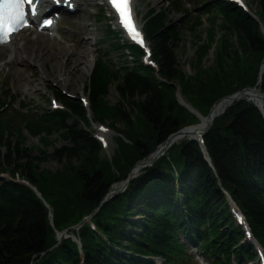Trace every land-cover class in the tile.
Returning a JSON list of instances; mask_svg holds the SVG:
<instances>
[{
  "label": "trees",
  "instance_id": "16d2710c",
  "mask_svg": "<svg viewBox=\"0 0 264 264\" xmlns=\"http://www.w3.org/2000/svg\"><path fill=\"white\" fill-rule=\"evenodd\" d=\"M251 1L257 19L234 2L205 0L203 38L199 17L175 27L165 11H147L144 33L157 68L144 65L143 52L122 44L108 27L114 41L107 46L120 63L95 60L85 84L89 112L53 89L62 109L38 116L21 104L10 107L9 117L5 107L14 98L0 89V264H186L191 257L184 238L208 264L254 261V246L234 220L229 199L264 251V115L250 101L236 100L214 118L202 137L209 160L196 140L184 138L103 202L168 137L199 123L178 103L176 86L203 117L242 89L264 93V0ZM170 5L178 11L177 0ZM183 31L201 40L191 75L177 60ZM218 32L213 61L203 67ZM111 87L115 103L108 100ZM93 123L116 133L110 155L93 135ZM22 128L39 145L24 147ZM58 141L65 144L46 152ZM48 160L61 167H40ZM64 231L69 237L59 242Z\"/></svg>",
  "mask_w": 264,
  "mask_h": 264
},
{
  "label": "rangeland",
  "instance_id": "374dc122",
  "mask_svg": "<svg viewBox=\"0 0 264 264\" xmlns=\"http://www.w3.org/2000/svg\"><path fill=\"white\" fill-rule=\"evenodd\" d=\"M104 1L105 0H89L88 4L85 5L81 0H77L75 2V11H62L64 12V14L60 15V19L57 21L58 24L53 31L54 37L52 38L46 35L52 34V32H36L34 29L26 30L18 34L13 39L10 45L6 47H0V89H2V91L9 90L10 94L14 98L12 100L13 102L10 104L11 106L5 107L6 114L9 117L14 115V111L11 110L10 107L15 110H19L21 104L31 110L34 115L38 116L43 114L44 110H53L54 108H57V105L60 104V102L56 103L57 105L55 104V97L52 92L53 89L60 91L65 96H69L74 100H79V98L81 97H87L85 94V84L87 83L88 78L91 74L95 60L99 57L105 60H111L116 66L119 65L120 60L117 56L118 52H116L115 50H110L108 48L109 44L114 41V38L108 39V27H110L112 31L116 32V34H118L122 44H125L127 42L122 33L118 30L117 25L112 17L111 11L106 5H104L106 3H104ZM171 1L172 0H133V12L136 18L137 25L142 29L145 22V15L150 9L156 11H165L168 21H170V24L175 27L183 26L184 22L188 19L193 20L196 17H199V22L201 23V25L198 30L202 32L201 35L203 34V38L205 36L204 31L208 27L206 15H203V10L201 9L203 7L201 4H203L205 0H177L178 11L174 10L171 7ZM240 1L244 6L248 8L251 14L253 13L252 10L256 9V4L251 0ZM181 35L182 38L177 48L178 65L183 72L191 75L194 72L192 66H194L193 62L196 44H200L201 40L196 41L195 37L188 31H183ZM219 35L220 32L216 33L214 45L202 60L203 67H208L211 65L214 56V46ZM41 36L45 37L47 40H44V42L41 41ZM82 40H86L89 45L87 47L84 46L83 48L85 60L81 62L80 65V68L82 69L81 73L77 71L75 72L73 68H71L72 63L67 60V54L71 49H80L79 46L82 45ZM146 45L148 47L150 46L149 48H151L149 40H146ZM40 46L45 49H52L53 53H58V50L65 49L58 59V63L54 65L52 64L53 61L50 60L45 64V67L41 66V75H43V73H45L46 71L48 72V76L44 74L45 76L43 78H40L30 70V67H27L23 73L18 74L17 69H20L22 67H19V65H16V67L14 63L11 64L8 62L12 47L20 49L21 47H32L33 49H35L36 47ZM63 46L65 48H63ZM108 53L109 55L107 56L106 54ZM140 56L142 61L144 59V55L141 54ZM150 60L154 61L152 57L150 58ZM57 77L59 81L58 84L56 82ZM108 100L110 103H115L117 100V95L113 87L110 88ZM104 126L107 127V125ZM92 131L94 136H100L102 139L105 138V140L107 141V145L104 150L107 155H110V153H112L114 150L113 138L116 133L109 130L108 127L107 129L104 128L100 131L99 124L94 123L92 125ZM21 136L23 139L24 147L29 148L39 145L38 139L30 136L24 128L21 129ZM185 138L191 139V137ZM64 144V142L58 141L54 146L47 147L46 152H52L54 148H58L59 146H62ZM41 151L42 147L39 146L36 147L32 154L39 155V152ZM146 162L150 161H145V165L142 163L143 166L141 167V169L149 166V164H146ZM40 167L55 171L56 169H59L61 167V164L54 160H48L40 164ZM138 174L139 171H137L135 174H132V178H135ZM3 175L7 179H10L8 174ZM16 181H21V179L16 177ZM116 187V191H122L123 183L117 184ZM84 221H88V219H84ZM68 237V234H66L65 238ZM182 242L189 248L188 254L191 257V259L187 260L186 264H208V261L205 259L207 261L206 262L199 255V253H197L196 250L190 246L187 239L184 238ZM156 261L157 264L160 263V260L157 259ZM242 264H258V259L256 257L254 261L243 260Z\"/></svg>",
  "mask_w": 264,
  "mask_h": 264
},
{
  "label": "bare ground",
  "instance_id": "6f19581e",
  "mask_svg": "<svg viewBox=\"0 0 264 264\" xmlns=\"http://www.w3.org/2000/svg\"><path fill=\"white\" fill-rule=\"evenodd\" d=\"M81 1L85 5H87L89 2V0H81ZM67 9L68 8L61 7L58 12L62 13V11H64V10L67 11ZM45 31H52V34H46V35H48V37H50V38L54 37V34H53L54 29L45 30ZM44 40H47V39L45 37L41 36V41L44 42ZM11 43L12 42H10V44ZM88 45H89V43L86 40H82V45L81 46L78 45L80 47V49H71L68 51V54H67L68 59L67 60H69V62L72 63L71 68H73V70L75 72L76 71L77 72L82 71V69L80 68V65H81V62H83L85 60V57L83 54V48H84V46L87 47ZM31 48H25V47L22 48L21 47V49H20V48L12 47L11 55H10L8 62L11 64L14 63L15 66L19 65V67H22L20 69H17L18 74L23 73L27 67H30V70L33 73H35L36 76H39L40 78L41 77L43 78L45 75L48 76V72H46V71H45V73H43V75H41V72H42V71L40 72L41 66L45 67V64L48 63L50 60L53 61L52 64H54V65L56 63H58V59L60 58L61 54L65 50V49L64 50L60 49V50H58L59 51L58 53H53L52 49H45L42 46L36 47L35 49H33V48L31 49ZM63 48H65V47L63 46ZM15 66H13V67H15ZM263 69H264V66L262 67V69H260L261 73H262ZM56 73H57V71H56ZM20 76H22V75H20ZM62 78H63V76H62ZM61 81H63V80H61ZM56 82L58 84V82H59L58 77H57ZM263 98H264V94L261 93L257 88H251V89L242 91L240 93H237V94L233 95L232 97L221 99L212 107V109L210 110L209 116L203 117L196 111L197 118L199 119V123H197L194 126L187 127L185 129H183L182 131H180L175 136L170 137L169 141L167 143L163 144L161 147H159L158 150L156 151V153H154L151 156V158L157 157L160 154L164 153L172 144L179 142L180 140L184 139L185 137H191V138H195V139L200 138L204 134V132L207 130L209 124L214 120V118L219 116L220 114H222L224 112V110L232 102L239 100V99H243V100L245 99L246 101H251V103L253 102L254 104L260 106L261 103H263ZM180 102H182L184 105H186L190 110L194 111L192 109V107L190 105L186 104L181 97H180ZM100 140L102 141L103 144L107 143L105 138L102 139L100 137ZM142 166H143V164H141L137 168H135L133 170L132 174H135L137 171H139ZM116 190H117V187H116V185H114L111 191H116Z\"/></svg>",
  "mask_w": 264,
  "mask_h": 264
},
{
  "label": "water",
  "instance_id": "95a60500",
  "mask_svg": "<svg viewBox=\"0 0 264 264\" xmlns=\"http://www.w3.org/2000/svg\"><path fill=\"white\" fill-rule=\"evenodd\" d=\"M250 15H251L253 18L256 19V17H255L254 15H252V14H250ZM263 66H264V64L261 66V69H262ZM260 73H261V70H260ZM248 89H251V88H245V89H242V90H240V91H238V92H235V93H233V94H231V95L225 96L224 98L232 97L233 95H235V94H237V93H240V92H242V91L248 90ZM176 97H177V100H178V102H179V104H180L181 106H183V107L186 108L188 111H190L191 113H193L194 115L197 116L195 110H194V111L190 110L186 105H184L182 102H180V92H179V91L177 92ZM224 98H222V99H224ZM220 100H221V99H220ZM220 100H218V101H220ZM239 100H243V99H239ZM244 100H245V99H244ZM218 101H217V102H218ZM217 102H215V103L213 104V106H214ZM263 104H264V98H263V103H261L260 106H258V105H256V104H254V106L257 107V108L260 110V112L264 115ZM213 106H212V107H213ZM212 107H211V109H212ZM211 109H210V110H211ZM209 113H210V111H209ZM209 113H208L207 116H209ZM212 122H213V121H212ZM212 122L209 124L207 130H208L209 127L211 126ZM185 128H187V127H185ZM185 128H183V129H185ZM183 129H181V130H179L178 132L172 134L170 137L175 136L176 134H178V133H179L180 131H182ZM207 130H206L205 132H207ZM205 132H204V133H205ZM170 137H168V139H167L163 144L167 143V142L169 141ZM163 144H162V145H163ZM162 145L158 146L157 149H156V150L150 155V157H151L154 153H156V151L158 150V148L161 147ZM202 150H203V152H204V154H205L207 160H209L208 157H207V155H206V152H205L203 146H202ZM163 154H164V153L160 154V155L157 156V157H153V158L150 160V162H146V164H149V166L152 165V164L157 160V158L160 157V156H162ZM142 163L145 165V162L141 161V162L137 163V164L134 166V168L130 171L127 180L123 182V188H124L129 182H130L131 179H133V178H132V172H133V170H134L135 168H137L139 165H141ZM23 184H25L26 186L30 187V188L36 193L35 189H34L33 187L29 186V184H27V183H23ZM120 192H121V190H119V191H110V192L106 195V197H105V199H104L103 202L107 201L108 199H110L111 197H113L114 195H116L117 193H120ZM37 195H38V194H37ZM38 196H39V195H38ZM84 222H85V221L83 220V221H82L78 226H76L74 229H78V227H80ZM64 237H65V231L62 232V233L58 236L59 242H60Z\"/></svg>",
  "mask_w": 264,
  "mask_h": 264
},
{
  "label": "snow or ice",
  "instance_id": "6c2138e0",
  "mask_svg": "<svg viewBox=\"0 0 264 264\" xmlns=\"http://www.w3.org/2000/svg\"><path fill=\"white\" fill-rule=\"evenodd\" d=\"M59 2V0H57ZM65 3L68 0H64ZM8 3H15L17 6L21 4H32L33 0H8ZM109 3L112 5L114 10L117 12L121 24L129 31L132 35L133 39L137 41V43L143 44L142 39H140V34L135 30L132 24L131 19V11H130V0H109ZM6 33L10 32V29L5 25ZM7 39V35H5V40Z\"/></svg>",
  "mask_w": 264,
  "mask_h": 264
}]
</instances>
